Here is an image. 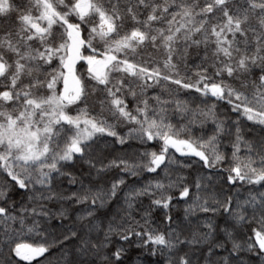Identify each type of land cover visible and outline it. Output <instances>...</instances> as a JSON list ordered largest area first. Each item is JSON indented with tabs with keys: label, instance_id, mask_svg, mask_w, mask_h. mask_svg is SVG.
I'll use <instances>...</instances> for the list:
<instances>
[{
	"label": "snow or ice",
	"instance_id": "snow-or-ice-1",
	"mask_svg": "<svg viewBox=\"0 0 264 264\" xmlns=\"http://www.w3.org/2000/svg\"><path fill=\"white\" fill-rule=\"evenodd\" d=\"M0 264H264V0H0Z\"/></svg>",
	"mask_w": 264,
	"mask_h": 264
}]
</instances>
